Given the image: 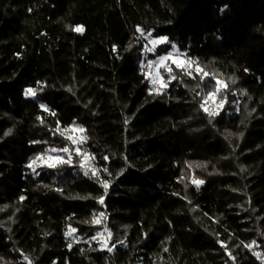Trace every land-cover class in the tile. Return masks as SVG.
<instances>
[{"label":"trees","instance_id":"1","mask_svg":"<svg viewBox=\"0 0 264 264\" xmlns=\"http://www.w3.org/2000/svg\"><path fill=\"white\" fill-rule=\"evenodd\" d=\"M0 264H264V0H0Z\"/></svg>","mask_w":264,"mask_h":264},{"label":"snow or ice","instance_id":"2","mask_svg":"<svg viewBox=\"0 0 264 264\" xmlns=\"http://www.w3.org/2000/svg\"><path fill=\"white\" fill-rule=\"evenodd\" d=\"M76 30L77 31H81L82 29L77 28ZM137 31L140 32L141 35H144V32L139 27L137 28ZM147 36L150 37L151 36V32L147 33ZM165 42H167V38L166 37H160L158 39H152L150 41V43L153 45V48H147V46H145V50L154 52L155 46L158 43H165ZM172 48L175 49L176 46L173 44ZM171 56H172V53H168L166 55L159 56L158 57V61H149L148 63H149V66H152L153 64H155L157 68H164V70L169 73L170 79L175 80L176 76L171 75L173 69L171 67H169L165 63L166 61H168L171 58ZM172 62L174 64H176V67L178 69H180L181 71L185 72V74H189V75L191 74L190 73V69H191L192 65L195 63V61H191V60H188V61H185V62H181L179 60H173ZM195 71L197 72V74H199L201 76V80L202 81H205L206 78L209 79V82H210V79H215L214 75L210 76V74L207 71H205L203 68H200L199 66L196 67ZM193 78H195V77H193ZM160 79L163 80V77H160ZM153 83H155V80H153ZM161 87H166V84L165 83H161ZM225 88H226V85H224L220 80L217 79L216 80L215 90L214 91H209L207 93L206 97L204 98L203 102L201 103V105H200L201 108L205 112H207L209 115H213L214 116L217 113L209 111V109L206 107V105L208 104L209 100L215 101L216 97ZM25 94L26 95H28V94H33L34 95V91L32 89H27ZM198 95H199V93H198ZM223 102H224L223 100L220 101L221 104H223ZM79 131L83 132L84 129L80 128ZM5 134L6 135L10 134V130H9L8 133H5ZM61 135H63V133H61ZM66 139L72 140L73 143H76V141L71 136L66 137ZM83 139L86 140L87 138L84 137ZM50 151L51 152H64V153H69L70 152L68 147H63V148H60V149L52 148V149H50ZM76 151H77V154L84 155V158L88 159L87 155L86 154H82L80 152L79 148H77ZM41 158L42 157H37L36 159L39 160ZM51 159L54 162L48 164V167H50V168L56 167L58 163H69L70 162V156H69L68 160H65L63 157H59V156L58 157H52ZM93 159H94V157H93ZM105 159H107V157H105ZM35 162L36 161L34 160L33 163H35ZM28 167H32V165L30 164V165H28ZM80 167L84 168L85 167L84 163H81ZM87 174L88 173L85 172V175H87ZM93 175H95V172H93ZM193 182L196 184L197 187H199V185L204 183L203 180H194ZM101 183H102V186L104 187L105 193H106L107 192V188H108V184H107V182H103V181ZM21 199H23V197H21ZM103 200H104L103 196H100L98 198V202L101 203V204L103 203ZM72 231H75V230L73 229ZM255 243H256L255 241L252 242L253 245H255ZM222 246L225 247V248L227 247L226 245H223V244H222ZM245 247H249V245H245ZM109 251H111V249H109ZM229 255H231V254L229 253ZM25 259H27V257H25Z\"/></svg>","mask_w":264,"mask_h":264},{"label":"rangeland","instance_id":"3","mask_svg":"<svg viewBox=\"0 0 264 264\" xmlns=\"http://www.w3.org/2000/svg\"><path fill=\"white\" fill-rule=\"evenodd\" d=\"M141 35V33H140ZM142 39L144 40V44L145 46H147V48H153V45L150 43V41L152 39H158V38H153V37H149L147 36V34H144V35H141ZM166 43V42H165ZM165 43H158L156 46H155V49H154V52L152 51H146L144 50V62H143V66L145 67H148L149 70H150V79H151V83L153 85L154 88H161V83H163V81L160 79V77H162L161 75V70L163 68H157L155 64H153L152 66H149V61H158V57H152L155 53V50L157 49V47H159L160 45L162 44H165ZM168 53H172V56L171 58L166 61L165 63L168 65V64H173L176 66V64H174L172 61L173 60H179L181 62H185L187 61L185 59V57L178 51L177 48L173 49L171 47V50L168 52ZM163 56V55H161ZM153 80H155V83H153ZM223 84L224 82L221 81ZM206 107L209 109V111H215L219 108V104L216 103V99L215 101H212V100H209L208 104L206 105ZM65 123V126H66V134L73 137V139L76 141L75 144L79 145L81 144L82 142V134L81 132L78 130V128H76L75 126H73L70 122L68 121H64ZM62 157L59 152H54V153H48L46 155L45 158H41L40 160L36 161L35 163L36 164H49V163H53L54 161L51 159L52 157ZM83 163L85 166H87L90 170H92V166L91 164L88 163V159H85L83 157ZM108 231V229H106ZM109 232V231H108ZM98 240L100 242V245L102 247H107V244H106V240H105V237L103 234L99 235L98 237Z\"/></svg>","mask_w":264,"mask_h":264}]
</instances>
